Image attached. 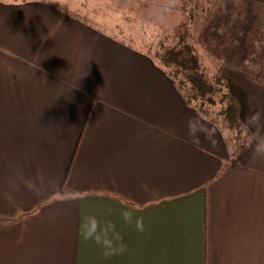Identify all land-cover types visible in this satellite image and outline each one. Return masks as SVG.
Segmentation results:
<instances>
[{
	"label": "crops",
	"instance_id": "obj_1",
	"mask_svg": "<svg viewBox=\"0 0 264 264\" xmlns=\"http://www.w3.org/2000/svg\"><path fill=\"white\" fill-rule=\"evenodd\" d=\"M98 28L0 0V264H264L262 84L227 79L252 134L232 163L169 77Z\"/></svg>",
	"mask_w": 264,
	"mask_h": 264
},
{
	"label": "rangeland",
	"instance_id": "obj_2",
	"mask_svg": "<svg viewBox=\"0 0 264 264\" xmlns=\"http://www.w3.org/2000/svg\"><path fill=\"white\" fill-rule=\"evenodd\" d=\"M42 1L86 16L90 25L104 28L119 43L140 50V28L145 36L155 31L163 34L182 17L189 16L191 32L207 71L220 69L226 79L243 78L264 87V0H111L116 7L111 18L134 17L135 23L127 21L125 25H129L127 32L137 41L135 44L131 38L117 36L107 26L109 15L103 11L102 0H82L85 5L81 6L74 0Z\"/></svg>",
	"mask_w": 264,
	"mask_h": 264
},
{
	"label": "trees",
	"instance_id": "obj_3",
	"mask_svg": "<svg viewBox=\"0 0 264 264\" xmlns=\"http://www.w3.org/2000/svg\"><path fill=\"white\" fill-rule=\"evenodd\" d=\"M74 2L79 3V6L85 5L82 0H74ZM101 5L106 16L109 15L107 26L117 36L132 39L127 32L130 27L125 25V22L135 23L132 19L134 17L123 16L121 20H115L110 17L116 9L111 0L106 2L102 0ZM60 10L65 12L63 8ZM190 21L191 17L185 19L182 17L180 22L169 28L167 32L160 34L155 31L150 36H145V31L140 28L138 33L141 34L139 35L141 42L138 40V43L142 44V52L169 77L186 103L203 119L217 127L234 163L245 151L252 134L241 119L238 98L230 92L228 81L221 75L220 69L213 73L207 71L201 51L194 41ZM132 41L134 44L137 42L133 39Z\"/></svg>",
	"mask_w": 264,
	"mask_h": 264
}]
</instances>
